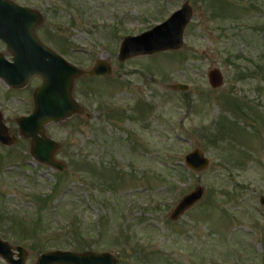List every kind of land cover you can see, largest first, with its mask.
<instances>
[{"label": "rangeland", "instance_id": "obj_1", "mask_svg": "<svg viewBox=\"0 0 264 264\" xmlns=\"http://www.w3.org/2000/svg\"><path fill=\"white\" fill-rule=\"evenodd\" d=\"M14 1L44 15L37 33L49 47L112 73L78 77L84 113L48 128L63 171L26 162L22 143L0 148V237L28 250L26 264L52 250L110 252L117 264H264V0ZM186 1L181 49L119 59L125 37ZM213 68L224 76L216 89ZM39 83L16 91L0 78L2 111L28 108ZM197 147L211 161L200 173L185 165ZM198 185L202 200L172 220Z\"/></svg>", "mask_w": 264, "mask_h": 264}, {"label": "water", "instance_id": "obj_2", "mask_svg": "<svg viewBox=\"0 0 264 264\" xmlns=\"http://www.w3.org/2000/svg\"><path fill=\"white\" fill-rule=\"evenodd\" d=\"M194 15L188 1L164 22L138 35L125 37L120 46L119 59L127 60L141 55H151L163 51H176L184 46V31ZM45 20L44 15L29 6L14 0H0V40L13 53L8 60L0 53V78L12 88H24L34 76H41L43 84L35 93V109L19 119L21 132L33 139L32 150L42 162L63 171L65 164L54 157L61 144L45 136L48 124H60L85 109L74 98L75 80L84 75L107 76L112 73L110 63L98 60L92 69L84 70L67 60L60 53L45 45L37 35V28ZM213 88L224 84V76L219 68L208 73ZM175 90H188L189 84L170 85ZM18 137L11 136L3 122L0 111V143L5 146L15 144ZM210 158L201 148H195L185 157V165L196 173L203 172L210 165ZM206 189L198 185L184 195L170 212V218L177 220L204 197ZM264 204V196L261 195ZM29 252L22 245H13L0 237V256L9 264H26ZM36 264H117L110 252H74L52 250L40 254Z\"/></svg>", "mask_w": 264, "mask_h": 264}, {"label": "flooded vegetation", "instance_id": "obj_3", "mask_svg": "<svg viewBox=\"0 0 264 264\" xmlns=\"http://www.w3.org/2000/svg\"><path fill=\"white\" fill-rule=\"evenodd\" d=\"M37 31H38V29H37ZM37 35H38V33H37ZM39 39L45 45H47L46 42L43 39H41L40 37H39ZM0 42L3 45H5V50L7 51L8 55H5L2 52H0V53L4 54V56L8 60H11L12 59V56H13V53L7 48V45L2 40H0ZM7 56H10V58H8ZM32 80H38V81H40V83L37 86L33 87V89L31 90V103H29V102L27 103L28 108L24 109L23 111H17V112H15V114L12 113L10 115L4 113V111H2V109L0 108V111H1L2 116H3V122L8 127L9 134L11 136L18 137V140H17V142L15 144H13L11 146H5V145H3V144L0 143V148H3V149L6 148L5 150H8V149L10 150L11 148H13L15 146H18V145H20L22 143L23 144L22 147H24V152H27L29 154V157H30V159H27L26 162L33 164V160H34L35 163H39L41 165H47L46 163L42 162L40 159H38L34 155L33 150H32L33 139L32 138H28L25 135H23L22 132H21L20 125H19V119L21 117L30 115L34 111V109H35V93H36V90L43 84V78L41 76H34V77L31 78L29 84L27 86H25L24 88H12V87H10V88L13 89V90H16V91L17 90H26V89H28V87H29L30 83L32 82ZM83 113H79L77 115H80V114H83ZM61 124L62 123H60V124H57V123L48 124L46 126V128H45V136L48 137V138L54 139L52 136H50L49 131H48V128L50 126H54V125L61 126ZM54 140H56V139H54ZM61 150H62V144H61L60 148L56 151L54 157L56 158L57 161H62L64 163V161L62 159L63 157H60ZM47 166H50V165H47Z\"/></svg>", "mask_w": 264, "mask_h": 264}, {"label": "trees", "instance_id": "obj_4", "mask_svg": "<svg viewBox=\"0 0 264 264\" xmlns=\"http://www.w3.org/2000/svg\"><path fill=\"white\" fill-rule=\"evenodd\" d=\"M181 169H183V168H181Z\"/></svg>", "mask_w": 264, "mask_h": 264}]
</instances>
